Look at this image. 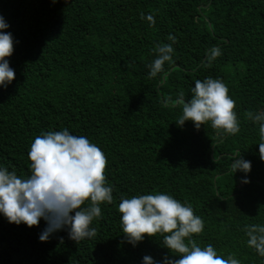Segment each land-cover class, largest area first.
<instances>
[{
    "label": "trees",
    "instance_id": "1",
    "mask_svg": "<svg viewBox=\"0 0 264 264\" xmlns=\"http://www.w3.org/2000/svg\"><path fill=\"white\" fill-rule=\"evenodd\" d=\"M152 14L155 24L141 19ZM14 51L15 72L0 86V167L30 175L35 137L67 128L105 154L113 202L102 203L90 227L97 235L73 241L64 228L41 242V219L29 228L0 214V264H157L178 259L159 234L128 243L120 225L121 197L168 194L191 205L204 221L200 246L225 258L264 264L247 246L245 225H264V162L258 125L248 111H264V0H0ZM169 34L176 43L168 40ZM172 44L173 63L149 78L157 44ZM219 47L210 68L206 53ZM222 80L235 101L239 132L220 136L210 123L177 125L182 107L163 106L183 91L191 99L196 79ZM251 163L231 170L236 152ZM243 180L249 181L242 183ZM87 206V205H85Z\"/></svg>",
    "mask_w": 264,
    "mask_h": 264
},
{
    "label": "clouds",
    "instance_id": "2",
    "mask_svg": "<svg viewBox=\"0 0 264 264\" xmlns=\"http://www.w3.org/2000/svg\"><path fill=\"white\" fill-rule=\"evenodd\" d=\"M141 19H146L150 26L155 24L152 14L145 16L141 13ZM7 27L0 17V30ZM168 40L176 43V37L172 34H169ZM172 44L157 43L153 47L156 58L148 65L149 78L164 73L163 79L166 80L170 75L165 72L164 65L166 62L173 63ZM13 51L11 33L0 32V86L7 87L15 78V72L6 59ZM220 55L219 47L209 49L201 66L210 68ZM163 106L182 107V115L177 120L179 126L191 121L196 129L210 123L220 136L239 132L235 101L220 79H196L191 88V99L185 102V94L180 91L174 104L168 97L163 101ZM245 116L258 125L259 159L264 162V111H248ZM27 156L30 161V175L27 178L18 177L15 172L0 167V214L9 223H23L29 228L37 226L41 219L45 220L46 227L39 235L41 242L64 228L68 229L69 238L77 243L95 237L97 231L90 225L101 217L100 205L113 202V189L106 182L107 159L104 152L86 136L70 134L65 128L36 136ZM232 161L230 167L233 173L237 170L247 173L251 169V163L244 160L239 151ZM118 211L121 214L122 232L128 243L135 246L145 236L159 234L163 237V247L179 257L172 259L165 255L162 264H241L234 254L226 258L219 255L212 244L200 246L192 237L203 232L204 221L194 214L190 204H182L171 195L122 196ZM243 231L247 236V246L264 257V225H245ZM142 264L157 262L145 255Z\"/></svg>",
    "mask_w": 264,
    "mask_h": 264
}]
</instances>
